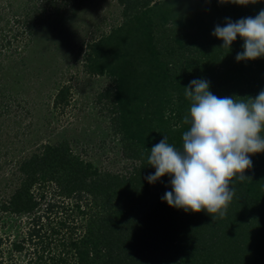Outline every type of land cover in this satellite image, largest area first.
Returning <instances> with one entry per match:
<instances>
[{
	"label": "trees",
	"instance_id": "trees-1",
	"mask_svg": "<svg viewBox=\"0 0 264 264\" xmlns=\"http://www.w3.org/2000/svg\"><path fill=\"white\" fill-rule=\"evenodd\" d=\"M116 4L117 25L87 44L84 66L90 75L109 77L99 96L129 169L96 171L66 140L42 144L20 161L18 185L0 202V212L28 216L13 249L21 251L23 242L39 246L44 254L34 264H264V152L251 155L252 167L244 172L249 180L232 181L235 195L223 217L170 207L162 200L170 177L151 184L145 179L155 172L148 156L156 143L167 137L182 148L191 103L184 88L192 80H207L220 97L255 98L264 90V57L237 61L243 40L237 37L228 50L212 35L227 19L257 15L264 0L243 6L225 0ZM10 5L3 1L2 7ZM39 16L26 13L13 37L26 34L28 40L24 30ZM65 92L57 90L54 104L65 102ZM71 207L84 218L78 233ZM45 223L49 240L43 245Z\"/></svg>",
	"mask_w": 264,
	"mask_h": 264
},
{
	"label": "rangeland",
	"instance_id": "rangeland-1",
	"mask_svg": "<svg viewBox=\"0 0 264 264\" xmlns=\"http://www.w3.org/2000/svg\"><path fill=\"white\" fill-rule=\"evenodd\" d=\"M3 1L10 7H2ZM1 8L0 202L18 185L20 161L44 143L66 140L96 171L129 169L131 161L121 155L106 101L99 96L109 77L90 75L84 66L87 44L118 23L116 0H0ZM29 12L40 16L32 29L24 30L28 40L25 32L13 37ZM61 87L66 88L65 102L54 104ZM70 210L78 233L84 218L74 207ZM43 225L40 240L45 245L49 238ZM27 227L28 216L0 212V264L39 263L37 257L44 254L39 246L23 242L21 251L12 247Z\"/></svg>",
	"mask_w": 264,
	"mask_h": 264
},
{
	"label": "clouds",
	"instance_id": "clouds-1",
	"mask_svg": "<svg viewBox=\"0 0 264 264\" xmlns=\"http://www.w3.org/2000/svg\"><path fill=\"white\" fill-rule=\"evenodd\" d=\"M225 2L243 6L256 0ZM212 35L228 50L237 37L243 40L237 61L264 57V9L254 17L227 19ZM209 88L205 79H194L184 88L191 103L183 118L189 128L183 132L182 148L169 144L167 137L156 143L148 156L155 172L145 179L151 184L170 177L171 190L162 197L170 207L223 217L235 195L232 181L249 180L244 172L252 167L251 155L264 152V90L255 98L220 97Z\"/></svg>",
	"mask_w": 264,
	"mask_h": 264
}]
</instances>
